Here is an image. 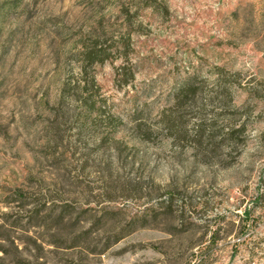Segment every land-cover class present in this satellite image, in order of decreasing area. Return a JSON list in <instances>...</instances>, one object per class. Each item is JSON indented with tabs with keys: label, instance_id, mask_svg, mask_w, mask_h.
I'll list each match as a JSON object with an SVG mask.
<instances>
[{
	"label": "rangeland",
	"instance_id": "374dc122",
	"mask_svg": "<svg viewBox=\"0 0 264 264\" xmlns=\"http://www.w3.org/2000/svg\"><path fill=\"white\" fill-rule=\"evenodd\" d=\"M0 264H264V0H0Z\"/></svg>",
	"mask_w": 264,
	"mask_h": 264
}]
</instances>
